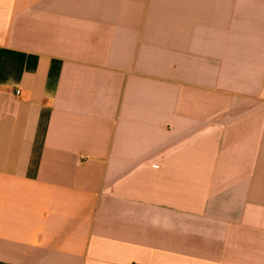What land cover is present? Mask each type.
<instances>
[{
  "label": "crops",
  "instance_id": "crops-1",
  "mask_svg": "<svg viewBox=\"0 0 264 264\" xmlns=\"http://www.w3.org/2000/svg\"><path fill=\"white\" fill-rule=\"evenodd\" d=\"M0 264H264V0H0Z\"/></svg>",
  "mask_w": 264,
  "mask_h": 264
},
{
  "label": "built area",
  "instance_id": "built-area-1",
  "mask_svg": "<svg viewBox=\"0 0 264 264\" xmlns=\"http://www.w3.org/2000/svg\"><path fill=\"white\" fill-rule=\"evenodd\" d=\"M17 93H20V91H17Z\"/></svg>",
  "mask_w": 264,
  "mask_h": 264
}]
</instances>
